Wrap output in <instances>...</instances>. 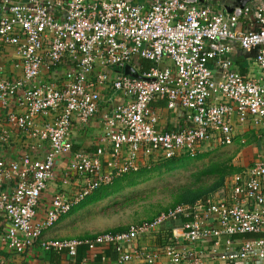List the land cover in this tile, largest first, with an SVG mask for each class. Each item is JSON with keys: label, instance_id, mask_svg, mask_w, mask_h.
Here are the masks:
<instances>
[{"label": "built area", "instance_id": "built-area-1", "mask_svg": "<svg viewBox=\"0 0 264 264\" xmlns=\"http://www.w3.org/2000/svg\"><path fill=\"white\" fill-rule=\"evenodd\" d=\"M249 15L259 26L239 28V18ZM233 43L256 49L255 63L264 71V5L226 12L199 0H0V106L10 108L4 114L10 126L49 146L43 157H0L7 249L23 253L38 244L75 257L81 247L94 253L111 246L113 264H214L212 258L215 264H264V159L231 174L222 192L178 203L125 230L40 238L100 185L180 155L195 158L206 143L228 146L238 126L264 131V75L233 68ZM127 66L140 76L125 74ZM114 96L121 99L103 114L99 145L92 153L72 151V126L87 124ZM160 101L167 111L179 110L182 122L161 129L154 106ZM66 154L63 182L70 174L89 181L72 198L56 192L38 214L56 159ZM175 221L180 225L167 243L139 247L140 239ZM241 235L253 236L235 242Z\"/></svg>", "mask_w": 264, "mask_h": 264}, {"label": "crops", "instance_id": "crops-1", "mask_svg": "<svg viewBox=\"0 0 264 264\" xmlns=\"http://www.w3.org/2000/svg\"><path fill=\"white\" fill-rule=\"evenodd\" d=\"M55 1L64 2L65 0H55ZM199 3L202 6L204 5L209 6L212 9L218 11L224 10L226 12H229L225 8H223L222 4L230 5L231 1L230 0H199ZM256 3L264 5V0H250L247 2L246 5H253ZM238 26L241 29L252 30V29H256L259 25L253 19V16L249 15L247 17H241V19L239 18ZM232 47L233 50L228 56L232 62V66L234 69L250 77L264 75V71L261 72L255 63V54L257 51L256 49L245 50L242 49L237 43H233ZM11 55H12L11 51L7 53L9 59L7 63V70L10 71H11V67L9 65V62L11 61V59L9 57ZM208 66L214 70L215 73L214 78L219 79L220 78L219 72L214 68L213 61H209ZM16 73L20 74L19 71H17ZM120 99L121 98L119 96H114V98L110 101H103L100 105L99 111L89 120L87 124L85 125L74 124L72 126L71 129L72 151L81 150L86 153L93 152V150L99 145V140L103 133V127H104V124L102 123L103 114L106 111H109L114 106V104L117 103ZM164 105H165L164 101L154 103V106L158 109L160 115L159 124L161 129L175 127L179 122H182V113L179 110L176 112L167 111ZM11 107L15 108L14 103L11 105ZM9 109L10 108L8 107L4 108L0 106V157H4L7 159H18L27 152L31 153V155L34 157H43L46 154V152L49 151L48 144L35 141L32 138L28 137V135L23 134L18 129L10 126V124H8V122L5 120V116H4V114ZM3 136L5 139L2 140ZM236 144L238 145L248 144L247 145L248 148L246 149V151L244 153H242V151L237 153V155L234 158V161L237 163V166L235 164L232 165L234 168L237 169V171L241 170L243 167H247L261 159H264L263 130L256 129L248 125L238 126L235 139L232 145L234 146ZM219 147H227V146H219L215 144L206 143L200 147V152L197 155V157H202L206 155V154H202L205 153V151H210L214 148H219ZM107 158L108 155L105 153L102 156V161L106 162ZM186 158H188V156L180 155L176 158L165 160V162L177 161L179 159L183 160ZM195 158L190 159L189 157L190 160H193ZM70 159H71L70 154L69 155L66 154L56 159L54 179L50 182V184L47 186V188L44 190L43 194L41 195L40 201L37 206L38 214H41L44 211L49 200L56 192L62 193L65 196L72 198L76 193L80 191V188L83 186V184L86 181H89L88 176H75L70 174V178L66 180V183L63 182L65 178V172L66 170L69 169L68 165L70 163ZM144 169L150 170L151 167L149 169L141 168L140 170H144ZM237 171H234L233 173ZM229 178L224 187L225 189H227ZM94 190H92L91 193L86 195L82 200L74 204L70 209V211L62 215L59 218V220L55 222V225L53 227L45 230L40 238L41 239H73V238L81 239V238L93 237L96 233H99L92 231L84 232L76 229V221L78 219V215L82 213V211L87 210L90 205L109 197L107 196L93 203H84L86 198L90 196V194H92ZM216 193L217 192H212V193L210 192L206 194L203 193L200 196V198H197L193 202L202 199L204 197L214 195ZM197 194L198 193L193 195H197ZM193 202L182 201L178 203H193ZM152 217L148 219H151ZM179 225H180V221L164 224L160 228L154 230L148 238L140 239L138 241V244L140 245L139 247L150 250L167 243L168 238H170L173 235V229L175 227H178ZM126 228H124L123 230H125ZM5 229H6V224L4 223L2 217L0 216V258L2 260L1 264H113V262L117 257V254L113 251L111 246L98 248L94 253L87 252L85 248L81 247L78 249L77 255L75 257H71L67 255L66 252L63 251L42 250L40 249L38 244H36V246L26 250L23 253H15L7 249V247L2 242V234ZM114 230H120V229H113V230L110 229L104 231H114ZM244 238L247 237L241 235L234 237V240L236 242ZM102 257H105L106 261H103ZM210 261H212V263L214 264L216 263L215 258H212ZM130 264H141V263L135 260L133 263Z\"/></svg>", "mask_w": 264, "mask_h": 264}, {"label": "rangeland", "instance_id": "rangeland-1", "mask_svg": "<svg viewBox=\"0 0 264 264\" xmlns=\"http://www.w3.org/2000/svg\"><path fill=\"white\" fill-rule=\"evenodd\" d=\"M247 145L231 144L214 148L193 160L188 157L177 161H161L153 165L148 173L136 178L139 181L137 184L126 186L82 211L78 215L76 229L84 232L124 229L131 223L148 219L184 201L188 196L201 193V190H206L205 194L222 192L230 174L234 172L232 164L237 166L235 156L241 151L244 153ZM214 164L225 168L226 174L221 184H218L216 175H199L201 170Z\"/></svg>", "mask_w": 264, "mask_h": 264}, {"label": "trees", "instance_id": "trees-1", "mask_svg": "<svg viewBox=\"0 0 264 264\" xmlns=\"http://www.w3.org/2000/svg\"><path fill=\"white\" fill-rule=\"evenodd\" d=\"M141 62V66L143 69H146L147 67H149L148 61L146 60H140ZM221 165L220 164H214L210 167H207L203 170L200 171L199 175L200 176H212V175H216L217 180H218V184H221L223 181V177L226 174L225 168L223 166V168H219ZM222 167V166H221ZM234 171H237L236 168H231ZM150 170H140L137 172H132V173H127L124 174L120 177L115 178L110 184H103L98 186L93 192L92 194H90V196H88L86 198V200L84 201V203H93L95 201H99L102 198H105L107 196L116 194L117 192L121 191L123 188H125L126 186H132L135 185L136 183H138L139 181L135 180L136 178L140 177L142 174H146L148 173ZM143 180V179H142ZM207 192L202 191L201 193L197 194V195H192V196H188L186 198H184V201H188V202H193L194 200H196L197 198H200V196L204 193ZM123 229L120 230H114V231H121ZM253 235H244V237H252Z\"/></svg>", "mask_w": 264, "mask_h": 264}, {"label": "water", "instance_id": "water-1", "mask_svg": "<svg viewBox=\"0 0 264 264\" xmlns=\"http://www.w3.org/2000/svg\"><path fill=\"white\" fill-rule=\"evenodd\" d=\"M230 1H231L230 5L222 4L223 8H225L229 12H231L234 7L237 6L240 8L244 7L247 4V2L250 0H230ZM124 73L134 77L140 76L138 73L134 72V70L130 66L125 67Z\"/></svg>", "mask_w": 264, "mask_h": 264}]
</instances>
